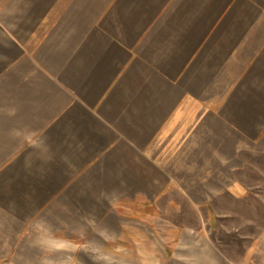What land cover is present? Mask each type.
I'll return each instance as SVG.
<instances>
[{
    "label": "crops",
    "instance_id": "0c3cea01",
    "mask_svg": "<svg viewBox=\"0 0 264 264\" xmlns=\"http://www.w3.org/2000/svg\"><path fill=\"white\" fill-rule=\"evenodd\" d=\"M256 179L264 0H0V261Z\"/></svg>",
    "mask_w": 264,
    "mask_h": 264
},
{
    "label": "rangeland",
    "instance_id": "374dc122",
    "mask_svg": "<svg viewBox=\"0 0 264 264\" xmlns=\"http://www.w3.org/2000/svg\"><path fill=\"white\" fill-rule=\"evenodd\" d=\"M251 182L236 196L209 188L193 197V211L181 201L154 211L135 198L133 206L100 214V223L87 212L84 231L46 246L53 259L0 264H264V182Z\"/></svg>",
    "mask_w": 264,
    "mask_h": 264
}]
</instances>
